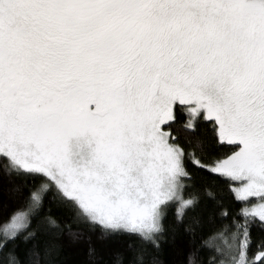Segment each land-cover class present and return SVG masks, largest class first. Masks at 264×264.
I'll return each instance as SVG.
<instances>
[{
  "label": "snow or ice",
  "instance_id": "6c2138e0",
  "mask_svg": "<svg viewBox=\"0 0 264 264\" xmlns=\"http://www.w3.org/2000/svg\"><path fill=\"white\" fill-rule=\"evenodd\" d=\"M206 144L230 154L205 164ZM189 163L251 204L212 237L224 246L209 264H264V243L249 256L251 226L264 229V0H0V174L36 182L0 252L35 238L30 216L49 199L102 238L140 241L113 264H145L168 208L181 225L199 205Z\"/></svg>",
  "mask_w": 264,
  "mask_h": 264
},
{
  "label": "trees",
  "instance_id": "16d2710c",
  "mask_svg": "<svg viewBox=\"0 0 264 264\" xmlns=\"http://www.w3.org/2000/svg\"><path fill=\"white\" fill-rule=\"evenodd\" d=\"M179 120H184L183 114L179 116ZM203 131L201 127L197 134L202 135ZM178 142L185 150L190 148L183 135L178 138ZM194 146L193 136L191 147ZM197 153L205 164H211L215 159L230 154L217 151L215 147L207 144L203 152L197 149ZM187 167L192 173L194 189L200 198L199 205L195 211L187 212L181 225L176 224L174 207L168 208L163 221L165 232L159 240L160 249L157 251L151 245L143 246L145 264H152L154 257L157 264H185L189 253H195V264H209L210 258L215 255L214 248L218 244V239L213 240L212 237L223 232L225 225L228 226V233L235 231L233 220L243 223L244 218L239 215L243 203L236 200L230 187V184L235 186V182H229L218 174L198 170L190 163ZM35 186L36 182L31 179L13 176L10 181L8 176L0 174V226L16 211L26 207L29 190ZM17 187L19 191H15ZM206 190L211 191L213 196L208 197ZM225 210L228 212L227 218L220 215ZM49 215L56 218L63 232L56 234L58 230L47 229L46 217ZM194 217L200 219L199 226L193 223ZM258 223L257 221L250 228L252 240L250 257L256 253L258 246L264 243V229L258 227ZM189 224L195 229L194 236L184 231ZM65 226H70L71 231L77 235L70 236ZM173 230L175 239L172 238ZM27 231H35V238L25 244L22 233L16 241L9 242L3 252H0V264H5V257L9 252L15 253L20 264H113L117 252L124 253L126 257L132 255L128 249L129 243L137 249L141 247L140 241L135 238H102L99 229L92 230L86 222L77 221L68 208L58 207L57 203L49 199H45L38 214L30 216ZM228 233L225 234L226 237ZM89 248L95 249V255L92 257L88 255Z\"/></svg>",
  "mask_w": 264,
  "mask_h": 264
},
{
  "label": "rangeland",
  "instance_id": "374dc122",
  "mask_svg": "<svg viewBox=\"0 0 264 264\" xmlns=\"http://www.w3.org/2000/svg\"><path fill=\"white\" fill-rule=\"evenodd\" d=\"M240 202H242L243 203V206L242 207H245V206H251V204H248L247 202H243V201H240ZM229 240H230V238H228ZM217 243L218 244H216V245H220L221 247H223L224 246V240L223 239H218L217 240Z\"/></svg>",
  "mask_w": 264,
  "mask_h": 264
}]
</instances>
